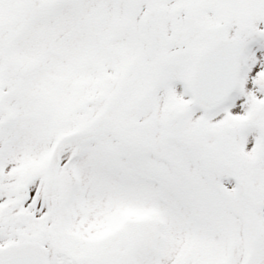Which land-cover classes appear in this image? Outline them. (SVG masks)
Returning a JSON list of instances; mask_svg holds the SVG:
<instances>
[{
    "label": "snow or ice",
    "instance_id": "1",
    "mask_svg": "<svg viewBox=\"0 0 264 264\" xmlns=\"http://www.w3.org/2000/svg\"><path fill=\"white\" fill-rule=\"evenodd\" d=\"M0 264H264V0H0Z\"/></svg>",
    "mask_w": 264,
    "mask_h": 264
}]
</instances>
